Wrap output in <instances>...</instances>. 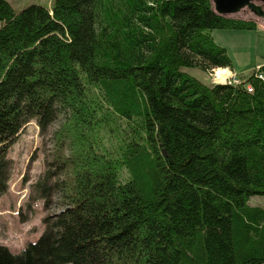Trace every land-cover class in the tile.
<instances>
[{
    "label": "trees",
    "instance_id": "obj_1",
    "mask_svg": "<svg viewBox=\"0 0 264 264\" xmlns=\"http://www.w3.org/2000/svg\"><path fill=\"white\" fill-rule=\"evenodd\" d=\"M0 23V199L35 122L33 200L61 209L0 264H264V66L240 85L184 72L233 70L208 32L256 22L211 0H0Z\"/></svg>",
    "mask_w": 264,
    "mask_h": 264
},
{
    "label": "rangeland",
    "instance_id": "obj_2",
    "mask_svg": "<svg viewBox=\"0 0 264 264\" xmlns=\"http://www.w3.org/2000/svg\"><path fill=\"white\" fill-rule=\"evenodd\" d=\"M7 1L19 12L31 5L51 9L54 4V0ZM254 4L264 7V0H254ZM232 18L256 22L258 27L254 31L214 30L208 33L217 45L227 50L232 65L243 74L240 76L249 77L252 73L249 68L264 63V16L246 8ZM218 70L210 73L201 69H184V72L206 85H213L220 82L217 75L222 70ZM223 70H228L233 77L237 76L234 69ZM57 125L54 124L53 130ZM47 143L48 138L40 136L39 127L32 122L15 139L9 152L13 170L10 190L0 199V245L14 255L21 254L30 243H36L44 232V220L61 212L58 206L46 211L43 200H33L32 186L44 171L46 155L50 151ZM249 203L264 209V196H254Z\"/></svg>",
    "mask_w": 264,
    "mask_h": 264
},
{
    "label": "water",
    "instance_id": "obj_3",
    "mask_svg": "<svg viewBox=\"0 0 264 264\" xmlns=\"http://www.w3.org/2000/svg\"><path fill=\"white\" fill-rule=\"evenodd\" d=\"M217 14L224 17H233L246 8H250L256 15L258 11L252 8L254 0H211Z\"/></svg>",
    "mask_w": 264,
    "mask_h": 264
},
{
    "label": "built area",
    "instance_id": "obj_4",
    "mask_svg": "<svg viewBox=\"0 0 264 264\" xmlns=\"http://www.w3.org/2000/svg\"><path fill=\"white\" fill-rule=\"evenodd\" d=\"M219 70H221V69H219ZM259 78L264 80V74H259ZM220 83H226L227 85H240L241 79L239 77H233V74H230V76L227 79H225L224 82H220ZM248 90H249V92L253 91L251 87H248Z\"/></svg>",
    "mask_w": 264,
    "mask_h": 264
},
{
    "label": "bare ground",
    "instance_id": "obj_5",
    "mask_svg": "<svg viewBox=\"0 0 264 264\" xmlns=\"http://www.w3.org/2000/svg\"><path fill=\"white\" fill-rule=\"evenodd\" d=\"M231 73V72H230ZM229 71L228 70H222V72H220L217 77H219V81L220 82H224L225 79H227L229 77ZM217 82V83H220Z\"/></svg>",
    "mask_w": 264,
    "mask_h": 264
},
{
    "label": "crops",
    "instance_id": "obj_6",
    "mask_svg": "<svg viewBox=\"0 0 264 264\" xmlns=\"http://www.w3.org/2000/svg\"><path fill=\"white\" fill-rule=\"evenodd\" d=\"M226 31H229V30H226ZM261 64H264V63H261ZM261 64H258L257 66H252L251 68H249L251 70V72H254L256 69L260 68ZM264 66V65H263ZM262 67V66H261ZM233 71L235 72L236 75L240 76V75H243V74H240L238 72V70L233 66ZM237 77V76H236Z\"/></svg>",
    "mask_w": 264,
    "mask_h": 264
},
{
    "label": "flooded vegetation",
    "instance_id": "obj_7",
    "mask_svg": "<svg viewBox=\"0 0 264 264\" xmlns=\"http://www.w3.org/2000/svg\"><path fill=\"white\" fill-rule=\"evenodd\" d=\"M257 7H259L261 10L258 12L259 15H263L264 14V10H263V6H260V5H255Z\"/></svg>",
    "mask_w": 264,
    "mask_h": 264
}]
</instances>
